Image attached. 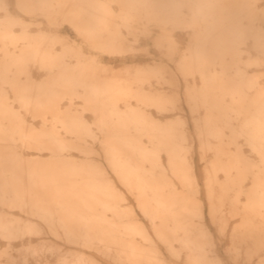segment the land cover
I'll return each mask as SVG.
<instances>
[{
  "label": "bare ground",
  "instance_id": "obj_1",
  "mask_svg": "<svg viewBox=\"0 0 264 264\" xmlns=\"http://www.w3.org/2000/svg\"><path fill=\"white\" fill-rule=\"evenodd\" d=\"M113 1L119 5L117 13L103 0H16L19 8L29 14H42L51 26L57 25L60 17L76 21L78 36L83 41L72 40L65 32H57L55 37L48 32H40L34 44L30 43L19 55L12 58L7 56L0 66L9 69V61H17L28 75L29 64H40L54 71L57 77L49 83L53 87L43 85L35 88L29 78L21 99L27 109L34 100L45 102L49 111L46 113H51L64 130L78 135L79 139L83 138V134H90L93 139L96 136L91 134L92 130L80 115L59 111L62 100L77 97L92 104L108 100L115 108L121 101L137 99L159 106L164 102V97L154 93L152 79H157L161 84L160 80H167L165 75L170 74L168 83L175 85L177 79L173 64L184 79L199 76L201 86L187 89L189 107L192 113L197 111L199 105L206 109L205 133L220 139L213 174L207 182L209 198H216L223 203L224 197L233 194L234 202L239 203L240 198L245 196L247 201L243 212L257 216L258 220L245 229H237L235 239L238 243L252 242L255 251L263 250L264 84L259 82L258 76L249 72L250 67L259 63L242 59L245 52L242 46L248 41L252 42L257 52L264 55V11L260 12L256 8L258 0ZM71 6L73 8L70 9ZM0 10L6 12L4 34L13 40L9 29L16 21L10 14V5L6 0H0ZM245 19L248 20L247 24L244 23ZM139 28L144 35L152 38V28L160 30L153 38L154 45L162 55L159 60L155 59V66L137 63L128 56V39L123 29H127L128 35L137 37L136 29ZM186 29L192 30L191 40L186 50L180 53L175 32ZM51 39L56 43L66 42V53L58 54L51 48L45 49L47 41ZM85 52L91 54V64H67L66 58H83ZM95 53L102 57L120 56V62L124 64L121 71L116 73L115 68L106 61L98 64ZM177 54L180 55L178 60L175 58ZM146 87L151 91H147ZM80 90H83L82 96ZM112 115L117 116L118 127L117 133L107 142L108 164L119 173L123 184L127 187L132 185L140 191L139 207L151 220L158 241L167 245L174 257H180V253L172 248L175 240L181 241L185 248L201 250L202 241L196 235H191V229L183 221L186 219V209L176 212L175 195L165 194V188L171 182L163 176H149L141 168H136L132 159L121 157V150L128 149L133 154L138 153L143 162L154 164L159 147L175 157L180 144L175 141L174 128H164L144 113L131 109L114 110ZM100 124L103 126L105 122L101 120ZM131 130L150 135L152 140L158 142V148L148 152L131 143L127 135ZM9 132L13 134L16 130L11 129ZM9 132L5 134L9 135ZM7 137L6 144L0 146L5 148L4 152H0V188L6 187L8 181L15 186L20 178L32 180V190L17 191V204L22 212L37 217L43 224L29 219L21 224L10 223L18 233L0 232L2 235L24 241L50 234L70 245L95 250L111 262L136 264L115 256L111 248L102 244L131 234H139L148 242L153 240L143 227L134 224L132 210L121 212L113 205L118 198L111 186L106 184L101 165L96 166L91 160L85 165L67 160L63 152L68 147L59 137L44 134L28 136L21 131V143L17 145L10 143L11 138ZM225 138H229L228 142ZM240 139L246 141L256 158L244 153ZM225 144L232 146L228 152L224 148ZM16 148L35 150L36 162H27L25 154L14 150ZM45 150L51 151L53 158L50 162L39 161ZM37 166L40 168L36 169ZM171 166L182 183L191 184L193 191H198L192 182L189 183L191 178L188 174L182 173L175 162ZM217 172H223L225 176L224 183L219 186L220 191L216 190L219 180ZM2 189L1 197L7 198L6 191ZM220 211L213 205V218ZM198 212L200 215L204 213L203 209ZM108 213H113L116 218L131 219L132 223L120 226ZM157 219L159 223L155 221ZM74 224L88 230L83 239L77 236ZM8 227V224H0V229ZM179 231L183 237H177ZM90 234H94L98 241L88 239ZM236 250L239 251V247ZM33 251L39 253L37 256L46 252L56 255L58 264L97 262L95 258L87 259L72 250L63 253L51 243L43 242L39 249ZM191 257L194 264L204 262L201 255ZM40 264L51 263L42 261Z\"/></svg>",
  "mask_w": 264,
  "mask_h": 264
},
{
  "label": "rangeland",
  "instance_id": "obj_2",
  "mask_svg": "<svg viewBox=\"0 0 264 264\" xmlns=\"http://www.w3.org/2000/svg\"><path fill=\"white\" fill-rule=\"evenodd\" d=\"M103 1H107L115 13L118 12L119 5L116 2L113 0ZM6 2L10 5L9 11L13 19H15L16 24L9 29L13 37V40H9L7 35L4 34L7 26V22L5 21L6 12L0 10V33L4 34L0 36V64L6 60L7 56L8 58H12L19 55L30 43L34 44L40 32H48L54 37L57 36V32H65L66 36L70 37V39L83 41V38L78 36L76 21L71 19L64 20L60 17L57 22L58 24L51 26L42 14H29L19 8L16 0H6ZM256 8L260 12H263L264 0H258ZM244 23L247 24L248 20L245 19ZM123 30L128 39V43L126 44V51L130 52H128V56L134 58L133 60L137 63H147L150 66H155V59L159 60L162 55L160 50L154 45L153 38L157 36L160 30L152 28L154 32L153 38L144 35L140 28L136 29L138 33L137 37L128 35L127 29ZM191 32V29H186L185 31L177 30L175 32L178 42L177 47L180 53L184 52L189 46ZM66 45V42L56 43L51 39L47 41L45 49L51 48L54 53L65 54ZM242 48L245 51L242 56L243 61L259 63L250 67L249 72L254 76H258L259 82L264 84V55L254 49L251 41L244 44ZM95 54L98 64L106 61L115 68L116 73L121 71L124 64L120 62V56L114 58L108 57V55L102 57L101 54ZM179 56L178 54L176 55V60L179 59ZM91 60V54L88 52H85V57L83 58H66L68 65H75L78 62L87 65L91 64ZM9 62L11 64L9 69L0 66V127L3 130L0 132V138L2 139L0 140V146L6 144L7 140L5 139H8L7 136L11 138L9 140L10 143L15 145L20 144L19 136L21 131H24L28 136L44 134L59 137L66 144L68 148L63 153L67 160L83 165L88 160H91L96 166L101 165L104 169L103 174L106 184L111 186V189L118 198V201L114 202L113 205L121 212L127 213L128 210H132L134 224L143 227L148 236L153 240V242H148L139 234H131L127 237L122 235V237H118L113 241H104L102 244L111 248L115 256H120L122 259L136 264H194L191 257L194 255H201L204 258L202 264H264V249L255 251L252 242L238 243L235 239L234 234L237 229H245L258 220L257 216L247 215L243 212L247 201L246 197L242 196L239 203L234 202L233 194L224 197L223 203L216 198L212 200L209 198L207 182L209 176L213 174V164L219 154L218 146L220 145V139L205 133L204 120L206 118V109L199 105L197 111L192 113L189 107L187 89L189 87L198 88L201 86L199 76H188L187 79H184L176 71V66L173 64L172 67L177 79L175 85L168 83V80L171 78L170 74L165 75L167 80H160L161 84H159L157 79H152L154 83L152 90H154V93H158L164 97V102L159 106L137 99L121 101L119 104H116L115 108H113L111 102L108 100L93 104L86 102L83 98L77 97L62 100L58 107L59 111L80 115L92 130L91 134L96 136V139H93L90 137V134H83V138L79 139L78 135L64 130L62 124L56 122V118L51 113H46L49 111L45 106V102L34 100L27 109L24 101L21 99L23 89L29 84V78H31V82L34 83L35 88L43 85L53 87L49 83L57 77L56 73L40 64H29L30 75H28L23 71L24 68L18 65L17 61ZM218 68L220 67L218 66ZM146 88L144 89L145 91ZM136 90L139 89H135L134 91ZM147 91H151V89L148 88ZM80 94L81 96L83 95V90H80ZM198 104H200L199 101ZM130 109L144 113L164 128H174L175 141L180 144L175 157L160 147L158 148V142L152 140L150 135L134 130L127 133L130 142L136 146H141L148 152L154 148H158V156H156L155 162L152 164V162L148 161L143 162L138 153L133 154L128 149H122L121 157L132 159L133 165L136 168H141L145 174L156 177L163 176L166 181L171 182V185L165 188V194L175 195L174 210L176 212L186 209L187 214L184 215L186 219H183V221L191 229V235H196L202 241L201 250L185 248L181 241L175 240L172 242V248L180 253V257H174L168 246L158 241L151 220L145 216L139 207L138 194L140 191L132 187V185L127 187L123 184L119 173L113 171L108 164L106 156L107 142L117 133L118 127L117 116L112 115V113L114 110L126 111ZM101 120L105 122L103 126L100 124ZM11 129L16 130V133L12 132L13 134H11L9 132ZM7 132H9V135H6ZM225 140L228 142L229 138H225ZM240 144L248 157L256 158V155L251 151L245 140L240 139ZM231 147L227 144L224 146L227 152ZM14 150L25 154L27 162H36L37 158L35 156L37 153L35 150L27 148H16ZM1 151L4 152L5 148L0 147ZM52 158L51 151L45 150L41 153L39 161L50 162ZM173 162L177 164L182 173L190 176L191 180L189 183L192 182L196 186L197 192L193 191L191 184H184L176 177L171 166ZM39 168V166L36 167V169ZM217 177L219 180L216 184V190L220 191L221 188L219 186L225 180L224 173L217 172ZM32 186V180L20 178L15 186L8 181L6 187L0 188V190L6 191L5 194H7V198H2L0 195V224L9 225L7 229H0V232L18 233V230L12 228L10 223L21 224L27 219L37 224H43L37 217L22 212L17 204V191H30L32 190ZM213 205L221 209L214 218L211 214ZM199 209H203L204 213L200 215ZM108 216L113 218L120 226L132 223L131 219L114 217L113 213H108ZM168 217L170 220L172 219L171 216ZM155 221L159 223L160 220L157 219ZM73 227L79 238L83 239V235L88 232L86 228H80L76 224ZM177 237H183V233L179 231ZM88 239L98 241L94 234H90ZM43 242L58 246L63 253L72 250L87 259L95 258L97 261L95 264H122L120 262L109 261L95 250H90L84 246L70 245L64 240L50 234L20 241L5 237L1 233L0 264H40L42 261L58 264L56 255L46 252L37 256L39 253L33 251L39 249ZM237 247H239V251L236 250Z\"/></svg>",
  "mask_w": 264,
  "mask_h": 264
}]
</instances>
